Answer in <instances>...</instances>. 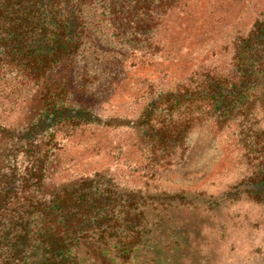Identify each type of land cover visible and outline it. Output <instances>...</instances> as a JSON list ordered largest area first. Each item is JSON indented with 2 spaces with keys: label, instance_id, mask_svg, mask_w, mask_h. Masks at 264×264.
<instances>
[{
  "label": "trees",
  "instance_id": "obj_1",
  "mask_svg": "<svg viewBox=\"0 0 264 264\" xmlns=\"http://www.w3.org/2000/svg\"><path fill=\"white\" fill-rule=\"evenodd\" d=\"M199 1L0 0V264H162L176 245L174 215L190 208L181 192L125 188L105 172L54 178L62 140L77 130L124 129L155 169L206 125L260 144L264 8L225 55H194L186 45L210 23L196 18ZM92 33L126 57H181L180 77L149 90L133 118L102 117L82 63Z\"/></svg>",
  "mask_w": 264,
  "mask_h": 264
},
{
  "label": "rangeland",
  "instance_id": "obj_2",
  "mask_svg": "<svg viewBox=\"0 0 264 264\" xmlns=\"http://www.w3.org/2000/svg\"><path fill=\"white\" fill-rule=\"evenodd\" d=\"M263 8L264 0H200L196 18L210 22L208 33L202 38L192 34L187 51L225 55L229 43ZM82 60L95 75L94 90L100 95L96 113L128 119L138 113L149 90L176 83L183 62L175 56L165 61L159 52L142 59L126 57L97 33L86 39ZM257 121L256 138L262 144L264 115ZM240 138L231 127L206 125L186 138L170 167L155 169L130 146L128 131L85 128L63 138L54 178L105 172L125 188L181 192L190 208L174 215L176 245L162 251V264H264V144L248 149ZM258 172L262 180L252 182ZM249 189L254 192H245Z\"/></svg>",
  "mask_w": 264,
  "mask_h": 264
}]
</instances>
